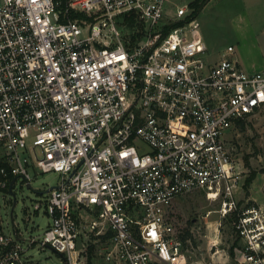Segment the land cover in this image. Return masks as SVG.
<instances>
[{
  "label": "built area",
  "instance_id": "obj_1",
  "mask_svg": "<svg viewBox=\"0 0 264 264\" xmlns=\"http://www.w3.org/2000/svg\"><path fill=\"white\" fill-rule=\"evenodd\" d=\"M192 13L176 0H0V197L30 185V167L59 174L34 205L49 218L39 236L6 232L0 199V264H32L37 244L67 264H94L91 246L105 264H200L168 217L195 190L237 211L242 263L264 264V208L239 209L229 145L264 110V68H243L233 45L208 63Z\"/></svg>",
  "mask_w": 264,
  "mask_h": 264
},
{
  "label": "rangeland",
  "instance_id": "obj_2",
  "mask_svg": "<svg viewBox=\"0 0 264 264\" xmlns=\"http://www.w3.org/2000/svg\"><path fill=\"white\" fill-rule=\"evenodd\" d=\"M193 1L195 0H176L194 11L190 5ZM196 17L203 34L209 40L208 51L204 55L208 63L214 64L221 60L229 45L234 46L235 55L240 51L245 57L238 58L242 66L263 60L264 0H208ZM231 23L243 28L242 37L239 36L242 38L240 45ZM229 145L239 167L244 171L243 187L237 195L239 209L252 206L264 208V110L247 116L244 125L237 123L231 132ZM30 173V185L23 177H19L15 184L17 203L13 216V195L10 194L8 199L0 197L6 232L14 233L18 228L24 237L39 236L44 232L49 218L42 211L36 213L34 205L42 198L43 193L40 191L59 182V174L56 172H41L30 167ZM252 173L255 174V179L246 187V179ZM221 206L220 198L211 200L206 192L195 190L176 197L169 207L168 217L174 225L173 237L183 241L190 261L200 264L244 263L246 241L235 228L238 213L235 211L223 216ZM186 235L185 241L183 237ZM234 242H237L236 256L232 258L229 249ZM83 251L86 255L87 249ZM30 253L32 264H67L65 256L51 247L43 248L37 244ZM88 253H92L94 264H105L100 256H96L94 249H89Z\"/></svg>",
  "mask_w": 264,
  "mask_h": 264
},
{
  "label": "trees",
  "instance_id": "obj_3",
  "mask_svg": "<svg viewBox=\"0 0 264 264\" xmlns=\"http://www.w3.org/2000/svg\"><path fill=\"white\" fill-rule=\"evenodd\" d=\"M207 1L208 0H195V1L191 2L190 5L194 8V11L192 13L193 14L192 17L197 16L199 14L200 10L206 5ZM72 16L73 17H76L78 15L77 14H73ZM126 22H127L126 24H127V26L129 28H133L134 25L136 24V19H134L133 17H126ZM181 23H182V21H173V22H170L168 25L165 26L164 32L165 33H168L170 29H172V28L180 25ZM238 123L244 125L245 124V119L238 121ZM254 179H255V174L252 173V175H250L246 179L245 186L246 187L250 186L252 184V182H253ZM186 238H187V235L183 237V240L186 241ZM236 246H237V242H234L233 245L229 249V253H230V255H231L232 258H235V256H236V252H235ZM93 249H94V246H91L90 247V250L92 251ZM90 256H92V255H90Z\"/></svg>",
  "mask_w": 264,
  "mask_h": 264
},
{
  "label": "crops",
  "instance_id": "obj_4",
  "mask_svg": "<svg viewBox=\"0 0 264 264\" xmlns=\"http://www.w3.org/2000/svg\"><path fill=\"white\" fill-rule=\"evenodd\" d=\"M245 2H246V0H244ZM233 23V22H232ZM231 23V24H232ZM234 27H233V32H234V34H235V37L237 38L236 40H237V42H238V44L240 45V43H241V40H242V38H240V37H242V31H243V28H242V26H240L239 24H237V26H235L234 24H232ZM250 26H251V23L249 24ZM248 25V26H249ZM203 33V32H202ZM240 36V37H239ZM203 37H204V40H205V42H206V44H207V47H209V40L205 37V35L203 34ZM237 54H238V52H237ZM237 54L235 55L237 58H241V57H243V59H245V57L244 56H242V53L239 51V57L237 56ZM244 66H243V68H245L246 70H248V71H251V72H253V71H258V70H261V69H263L264 68V58H263V60H261V61H256V62H251V63H247V64H243Z\"/></svg>",
  "mask_w": 264,
  "mask_h": 264
},
{
  "label": "water",
  "instance_id": "obj_5",
  "mask_svg": "<svg viewBox=\"0 0 264 264\" xmlns=\"http://www.w3.org/2000/svg\"><path fill=\"white\" fill-rule=\"evenodd\" d=\"M10 191H11V193L13 194V197H14V206H13V210H14V207H15V205H16V203H17V198H16V194H15V192H13V188H12V187H11ZM47 191H48V189H47Z\"/></svg>",
  "mask_w": 264,
  "mask_h": 264
}]
</instances>
